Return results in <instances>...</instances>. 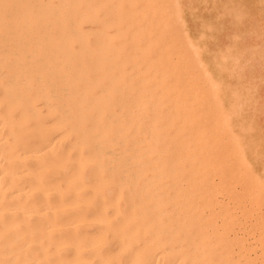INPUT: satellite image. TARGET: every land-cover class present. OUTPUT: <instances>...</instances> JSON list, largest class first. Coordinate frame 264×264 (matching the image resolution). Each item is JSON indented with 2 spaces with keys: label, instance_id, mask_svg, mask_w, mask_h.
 Segmentation results:
<instances>
[{
  "label": "bare ground",
  "instance_id": "bare-ground-1",
  "mask_svg": "<svg viewBox=\"0 0 264 264\" xmlns=\"http://www.w3.org/2000/svg\"><path fill=\"white\" fill-rule=\"evenodd\" d=\"M142 1L156 4V0ZM163 1L157 2L162 3L163 7L158 4L163 8L161 14L159 10L148 12V5L138 4L139 0H0V264H232L235 261L234 255L231 256L233 260L229 255L234 253L231 248L240 247L238 240L231 238L237 245L229 247L231 253H228L225 244L233 243L225 239L227 231L224 230L223 235L216 232L217 235L209 228L217 217L203 225L210 221L203 217L215 215L220 204L219 190L214 193L209 188V184L216 182L211 176L216 175L222 187L235 183V180L231 182L234 176L231 180L228 178L234 175L230 172L232 159L225 155L230 150L219 156L223 146L218 151L219 157L213 156L212 150L205 155L207 150L203 147L213 149L211 142L198 136L209 132L211 124L197 129L187 126L198 116L216 120L212 125L217 128L221 125L217 123L219 117L228 125V117L219 112V108L222 110L218 103L221 79L200 61L202 59L199 60L200 56L197 57L204 67L202 78L208 79L209 90L215 94L211 105H218L222 116L206 108H199L196 114L194 107L185 101L183 106L179 82L184 74L180 67L187 62V54L177 50L183 40H178L176 46L172 43L173 37L170 36L173 40L169 41V35L161 37L167 36L165 40L157 36L165 25L175 24L176 21L168 24L175 19L185 32L183 18L186 17L181 13L179 0L171 9L166 7L167 0ZM151 24L154 38L149 34ZM177 26H171L173 32H170L174 33ZM184 38L193 50L196 44L188 32ZM115 41L119 42L117 46ZM134 69H137L134 77L128 79L127 75L134 73ZM195 72L190 75L195 76ZM187 78L185 75L183 81L193 90L195 82L187 84ZM202 78L199 77L198 83ZM130 79L138 82L140 93L136 92V97H133L135 86ZM149 82L154 84L151 88ZM200 85L205 86L202 82ZM154 89L160 91L156 93ZM206 89L195 92L196 100L205 95ZM236 93L240 95L237 90ZM211 95L205 96L207 100ZM167 103H172L171 111ZM165 107L173 120L169 123L166 113V123H162ZM237 110L232 118L238 116ZM44 117H53L50 126L43 124ZM178 117L183 118L180 122L185 124L183 131L179 121V127L174 126ZM238 125L243 128L242 123ZM166 127L174 129L173 133H167ZM217 130L221 135L220 129ZM228 136L226 140H230ZM238 136L233 134L230 143L240 145ZM216 137L211 140L224 143ZM65 142L66 147L63 146ZM225 146L233 150L232 143ZM197 147L201 149L196 152H200L199 157L195 153ZM240 159L245 162L244 156ZM234 172L238 174L239 171ZM208 174L214 179L213 183L208 182L211 180ZM241 175L244 177V174L238 176ZM247 181L244 180V186ZM205 183H209L206 188ZM251 183L247 184L254 186V182ZM234 189L229 188L233 190L230 195L235 194ZM239 194L236 193L237 204L233 203L237 207ZM211 195H214V205L213 200H208L212 199ZM232 207L235 210L236 206ZM206 208L216 210L207 216ZM222 209L224 213L219 215L225 217L226 210ZM223 217L220 218L225 220ZM236 219L231 218L232 221ZM241 221L228 223L230 227L235 225L233 229L236 230L238 222L243 225ZM221 222L214 224L224 225ZM229 226L225 224V228ZM217 228L215 230L219 231ZM260 242L257 241L259 245ZM218 247L220 253H217ZM236 259L240 264L238 256Z\"/></svg>",
  "mask_w": 264,
  "mask_h": 264
},
{
  "label": "rangeland",
  "instance_id": "rangeland-1",
  "mask_svg": "<svg viewBox=\"0 0 264 264\" xmlns=\"http://www.w3.org/2000/svg\"><path fill=\"white\" fill-rule=\"evenodd\" d=\"M139 1H140V3H138V4L144 3V4H146V6L148 5V2H143L142 0H139ZM148 1L151 3L152 0H148ZM156 1H155L156 4H154V3H151L150 4L149 3L150 5H153V6L148 5L147 8H146V10L148 12H151V13H153L154 11L158 12V10H159V12L161 14H163V12H161V10H160V9H163V8H159V5L161 4V6H162V3H157V2H160V0H158L157 2ZM162 1L163 0H161V2ZM176 1L177 2H175V0H174V2H172L170 0V2H172V3H170L167 0L166 1V7H169L171 9V6L173 7V5H176L178 3V0H176ZM204 1L205 0H182V1L179 0V3H178L179 6L182 5L181 7L183 8V10H182V8L180 9L181 10V13L184 12L185 17H186V18H183V19H185L186 24H187L186 25L184 23V27H187V28H185V32H188L189 35H190V37H192V39L194 40V43L196 44V47H195L196 49L194 48L192 50L191 48H189V45L186 44V39L184 38V34H185L184 29H183V27H180L179 26V25H182V24L180 22L178 23V21L176 19L174 20L173 18L172 19L174 21L170 20L172 22H169L168 21L169 22L168 24L173 23V22L176 21L175 24L174 23L173 24H170L169 27L165 25L160 30V31H162V33H159L158 34L159 36H157V37L161 38L163 35H169V39H170L169 41H172L173 40L172 38H170V36L173 37L174 38V40H173L174 42H172V43H174L175 45L178 44V40H181V39L183 40V41H181V43H183L182 46H181V43L180 42H179L180 45L179 44H178V46L176 45L177 46V50L179 52L183 51L181 54H184L186 52L185 54H187V56H188L187 57L185 55L186 56L185 61H187V62H184L183 64H185V65H182L180 67V71L184 74V76H181V81L179 82V89H180L179 90V97H181L180 99L182 100V103L185 101L186 103L190 104V106H193L196 114H197V111L198 112L200 111V110H198L199 108H204V110L206 108V110L210 109V111H212V112H213V110H215V111L217 110V112L214 111L215 114H218L219 112H221L225 116L228 117V120H229L228 125H225V120L224 119H222L220 117L219 118H220L221 121L218 120L219 118L217 119V123H218V121L221 123V125H220V123H218L220 125L218 128L220 129V133L222 132L221 133L222 136L219 134V130H217L218 129L217 126L216 125H212V124H214V121H216L214 119L208 118L206 120V119H204L205 117H202L201 118V116H198L197 115L198 118L200 117L199 118L200 120H198V118H197L196 119L197 123H196L195 120H193V123L192 124L189 123V125H187L188 127L191 126L192 129H194V128L197 129L198 127H202L204 125L208 126V124H211L210 127H209L210 128L209 129V132H204L203 135L198 136V137H202L204 139H207L208 140V141H206L207 143L208 142L209 143L211 142L210 148L212 147L213 149H215L214 147H216V150L217 149L218 150H217L216 153H213L216 150L213 151V149H210L209 150V149H206L205 147H203V149H205V151L207 150L205 152L202 149L203 152H205V155H206V153L208 151H211L212 150L211 151L212 153L211 152L210 153L213 156L215 154V157H216V156H218V151L222 150L223 146H224V148L226 147L225 150L223 148V150H222L223 153H222V151L219 153V156H224L222 154H224V152L226 150H228V151L230 150L229 153L227 152V153H225V155H228V157H230L232 159L231 160V163L232 164L230 163V165H231L230 168H232V169H230V172L232 171L231 174H234V175H232V176L230 175L228 178H230V177L233 178V176H234V178L237 177V179H239V180L242 179V178H244V180L247 179L248 180L247 183L249 182V184H252L251 182H254L253 183L254 186L252 185V187L249 184H247L246 182H245V186H244V180L243 179H242L243 182L241 180H240L241 181L240 182L239 180H236V179L233 178L231 182H233L235 180L234 181L235 183L231 184V182H230L231 178H230V180H228V178H227V180H228L229 183L226 180V184L228 183V184H231V185L228 186L226 184H223V183L222 184H223V186L226 185L230 189H234V186H235V189H236V186L237 185H240V183L242 184L241 185L242 187H240V186L238 187L237 186V189L236 190L234 189L236 191V192H234L235 194L230 195V192H233V190L231 191V190H229V188H226V186L225 187H222V185L218 184V183H220V179L218 181V179H216V175H212L211 176L213 178L215 177L214 178L215 180L209 176V174H212L211 171L213 169H215V168H211L212 170L209 171L210 173L207 175L209 178H211V180H209V178L207 180H209L208 182L211 181L212 183L214 181H216L215 183H213V185H216V186H214V188L215 187L216 188L214 189L213 188V185L208 183L210 185L209 188H210V190H214V193L220 192L219 193L220 196L223 194L222 196L224 197V200H223L222 197L218 196V194H217V197L220 200V202L217 199V197H216L215 194L214 195H215L216 198L213 197L214 195H211L212 199H208V200H210V201L213 200L212 201L213 205H214L215 202H216V205H218L220 203L218 206H220V205L223 204L221 202L222 200H223L224 203L226 202L225 204H223L224 207H222L223 205L221 207L224 208V210H226L227 213L225 211V214H224L225 217L220 216V215H223L224 211H223V209L221 207L218 210L219 207L217 206L218 207L217 208L215 206L218 212L217 211L215 212L216 209L215 208H212V210H214V212H215V215L211 216L210 215V212L212 213L213 211H211L209 209V208H211L209 206V208H206V211H207V216L210 215L211 217L208 216L209 218H207V217L204 216L203 218H204V220H205V218L206 219H210V221L209 220L208 221L205 220L207 222H206V224H203V225H205V226L208 225L211 221H213V219H215L213 217L216 216L217 217L216 220L218 221V223L215 220V221L211 222L212 223L211 224L212 226L209 224L210 227L209 226L208 227L211 228V229H213L215 231V233L216 232L217 233L221 232L219 235H223L226 231L227 232L225 234H227V233L229 234L230 233L229 234V237H228V235L225 236V234H224V237H226L225 239L229 238L228 240H230V242L233 243L231 245L229 242L228 243L225 242L226 243L225 244V247L227 246L226 249L228 251L230 250V249H228L229 247L236 246L237 243H238V247L240 246L239 248H237V246H236V248L234 247L235 250H234V248H231V249H233V250H231V252L233 251L234 253H231L230 251L228 252L226 250L228 253H231L229 255V257L231 258V260H233L231 256L234 255L233 257H234V260L236 262L235 261H232L231 262L232 264H238L239 263L238 260L236 259L237 256H238V259L240 261V264H242L243 262H244L243 264H249V263H251V264H257V263L258 264H264V262H262V261H264V0H206L207 3L204 2ZM163 2H165V0ZM138 4H136V5H138ZM156 5H158L157 6L158 8H156ZM154 7L157 10H155ZM149 8H150V11H149ZM236 19H237V21H236ZM150 21H151L150 23H153L154 22V21L152 22V20H150ZM238 21H240V22H238ZM177 24H179V25L177 26ZM151 26H152V24L149 25L150 38H151V36H153V35H151V32H150V30H152V27ZM171 26H174V27L177 26L178 29L174 28V33H172L173 32L172 31L173 30V27L171 29L170 28ZM207 26H210L212 28L211 29H210V27L207 28ZM165 31L166 32H169V34L168 33L165 34L166 33ZM170 31H172V32H170ZM175 31H179L178 34H180V36H177L178 34H176L177 32H175ZM171 33L173 35L175 34V36H172ZM203 33H205L206 35L203 34ZM201 34H203L202 37H200ZM154 37L155 36H153L152 38H154ZM164 37H167V36H164ZM164 37L161 38V39H164ZM175 38H176V40H175ZM199 39H200V41H199ZM203 39H205V40H203ZM235 39H236V41H235ZM166 41H168V38H166ZM198 42H199V45L197 46ZM118 44H119V42L118 41H115V46H117ZM185 44H186L187 47L185 46ZM178 48H180V50ZM181 48H183V49L181 50ZM204 48H206V49L204 50ZM201 49H203V50H201ZM228 49H230V51ZM200 51L201 52L203 51V52L201 53ZM219 54H221V55H219ZM180 56H182V55H180ZM199 56L201 58H199ZM197 57L199 58V60L202 59V60H200L202 63L204 62L205 64L208 65L209 70L212 71V72H214L217 75V77H218L219 80L221 79L220 80V89H219L220 97H219L218 103H219V106L222 108V110L219 108V112H218V107H219L218 105H215V106H214V104L211 105L212 102H213V100H215V97L213 96L215 94H213V92L211 93V91H213V90H209V86H208L209 84L207 82L208 79L206 81V79L202 78L204 76V73H202L204 70L202 68H204V67L203 66H200V65H202V63L198 60ZM231 57L233 59L235 57L236 59L232 60ZM224 60H225V63H224ZM235 60H237V61L234 62ZM221 66H223V67H221ZM233 66L235 68H232ZM136 70L137 69L132 70L134 73H130V75H127L126 74L127 77H128V79L129 78L132 79L134 77V74H135ZM185 70H186V72L188 71L187 74H185L186 73ZM220 70H222V71H220ZM198 71H199V73H198ZM129 72H130V70H128V73ZM194 72H195V76L197 74V78L195 76H191L190 75L192 73H193L192 75H194ZM185 75L188 77L186 83L187 82L188 83L195 82V86H194V89L193 90H190V89H188L186 87L185 82L183 81L184 78H185ZM129 76H132V77H129ZM199 77L202 78V80H203V81L201 80L202 85H205V86H201L200 85L201 82L198 83ZM236 77H238V80H237ZM135 78H136V76H135ZM131 79H130V81H133V83H134L132 85L135 86L134 87L135 93H134V96H133V93L131 95L130 94L129 95L130 96H133V97H136L137 94L140 93V91H139L140 89L137 90L139 88V85H138V82L137 83L135 82L136 79H134L135 81L134 80H131ZM192 79H194V80H192ZM150 82L151 83H155L156 81H150ZM150 82H149V85H150ZM203 82H205V84ZM196 84L197 85L199 84V85L197 86ZM153 85L154 84H151L150 85V88ZM181 85L182 86L184 85V87H182ZM205 87L206 88L208 87V88L206 89ZM225 87L227 89H225ZM228 88H229V90H228ZM230 88H231V90H230ZM232 88L234 90H232ZM198 89H206L207 92L205 91V95L202 96L201 98H199V100H196V97L197 96H195V92ZM244 89H246V90H244ZM236 90H237L238 94H240V95H236L237 94L236 93ZM130 91L132 92L133 90H130ZM154 91H156V93H158L160 91V89H154ZM241 91H243V92H241ZM119 92H120V90H119ZM136 92H137V94H136ZM183 92L184 93H187V95L186 94L184 95ZM191 94H192L193 97L191 96ZM208 94H209V97L212 94L211 95L212 97L211 98L208 97V100H207V98L205 96L208 95ZM227 94H228V96L230 98L231 97L232 98L229 99V97L227 96ZM117 95H119V94H117ZM183 95H184L185 98L183 97ZM238 96H240V97L242 96V98L240 99V97H238ZM205 98H206V100H205ZM233 98H235V100H236L235 103H234V99ZM210 99L212 100L211 102H210ZM228 99H229V101H227ZM239 99L241 100V102H240ZM249 100H250V102H249ZM189 101L192 102V103H189ZM197 101H198V103H197ZM203 101H205L206 103L205 102L203 103ZM225 101H227V102H225ZM194 102H196L197 104H195ZM221 102H222V105H220ZM237 102H238V104H236ZM244 102H245V104H244ZM182 103H181V105L184 104V103L183 104ZM168 104L170 105V103H167V105ZM188 104H186V105L188 106ZM208 104H210V105L208 106ZM215 104H217V103H215ZM229 104H231V105H229ZM232 104L235 107H233ZM240 104H242V107H241ZM198 105H199V107H198ZM168 106H167V108H168ZM171 106L173 107L172 103H171L170 107ZM183 106H185V104ZM211 106L213 108L212 110L210 108ZM229 106L230 107L232 106L231 107V112H228ZM236 106H237V108L241 107V109L239 108L240 109V112H239V109L237 110ZM170 107L168 108V110L171 111L172 110V107H171V109H170ZM196 107H198V108L196 109ZM117 108H118V106H115V109L116 110H118ZM167 108L165 107V109L163 110V118H162V120H164V121H162V123L163 122L164 123H166V122L169 123V120L170 121H173L170 118V116L168 117V115L166 113L167 112ZM233 109H234V111H233ZM235 110H237V112H239L238 116L240 118L238 116L232 118V116H236V114H237ZM170 111H168V113ZM165 113H166L165 116H167L169 118L168 119L166 117L168 121H166L164 119L165 118V116H164ZM221 113H219V114L221 115ZM47 118H45L44 120L42 119V122H43V124L45 126H50V124L53 121V120H51L53 117H51V118L50 117H47ZM237 118H239V119H237ZM177 119H179V120H176V122L174 121L175 122L174 126L177 125V128H178L179 125H181L183 129L181 128V126H180V129H182V131H183L184 130V127H183V124L184 123H180L181 122V119H182V122H183V118L182 117L181 118L178 117ZM47 120H49V121H47ZM212 120H213V122H212ZM244 120H245V122H244ZM178 121H179L180 124L178 123ZM195 123L196 124H199V125H197V127H196V124ZM217 123L215 122V124H217ZM239 123H242V126L241 127H243V128H240L239 127L240 126V125H238ZM250 123H251V128L248 129L250 127ZM231 125L234 127L235 130L232 128ZM235 127L236 128L239 127V128L236 129ZM244 127H245V129H244ZM175 128L176 127H174V129ZM215 128H217L216 129L217 132L215 131ZM166 129H168L166 131L167 133L168 132L170 133V131H171V133H173V131H174V129H172V128L169 130V127L168 128L166 127ZM217 133H218V135H217ZM240 133H242V134L244 133V134L241 135ZM58 134L59 133H56L55 135H58ZM223 134H226L225 136L227 137V139H229V136L228 135H230V140H226L225 139L226 137H224ZM233 134L240 135V137L238 136L239 139H240V145H237V144H234L233 142H231L232 143L231 148L233 149V150H231V149L227 148L228 146H225V145H227V144H230L231 145L230 141H231V137H232ZM210 135H211V138H210ZM215 135H217L218 137H216ZM220 136H221V138H220ZM241 136H242V140H241ZM215 137L221 139V141H224V143H222V142L216 143V142L212 141L211 139L212 138H215ZM176 138H178V137H176ZM244 139H245V141H244ZM243 141H244V144L245 145L242 143ZM225 142H226V144H225ZM212 143H215L217 145L219 144L218 147H220V145L222 144L221 145V148L219 149L217 147V145H215V144H213L214 145V147H213ZM66 145H67V142L63 143V146L66 147ZM199 146L202 147V145H199ZM233 146L235 147V149H234ZM200 147L199 148L198 147L196 148L195 153L197 152V150H199V151L201 150ZM244 149H246V150L244 151ZM248 151H250V152H248ZM202 153H201V155L204 154V153L203 154ZM245 153H246V155H245ZM196 154L199 157L198 154H200V152H198ZM201 155H200V157H202ZM235 155L238 158H236ZM241 156H244L245 162H243L240 159ZM240 160L242 161L243 165H242V163H241ZM252 163H254L255 165L252 164ZM233 165H234V167H236L235 169L237 170V172L239 171L238 174H235L234 171H236V170L233 169ZM246 170H248V171H246ZM215 171H216V169H215ZM215 171L214 172L212 171V172L215 173ZM217 172L219 173L220 171H216V173ZM226 172L224 173V175L227 174L229 171L227 173ZM250 172H251V174H250ZM239 173L240 174H244V177H243V175H241L242 177L238 176V175H240ZM220 176L218 174L217 177L220 178ZM245 177H247V178H245ZM212 179L214 181H212ZM216 183L218 185H220V186H218ZM208 184L205 183V184H203V186L206 188V186H209ZM247 185H249L250 187H248ZM231 186H233V188ZM246 186H247L248 189L246 188ZM217 187L223 188L222 189L223 191L227 189V190H229V193L226 194L225 191L223 192L221 190V188L218 189ZM216 189H217V191L218 190L219 191L216 192L215 191ZM221 192H223V193H221ZM236 193H238V194L240 193L239 196H238V202H240V205L238 203V207L240 206L239 207L240 209H238V207L236 205L237 204L236 203L237 201H235V200H237ZM243 193H245V196L244 197H242L243 196ZM211 194H212V191H211ZM225 195H226V197L228 195L229 198L228 197L225 198ZM234 195H236V196H234ZM213 198L216 199L217 201H215ZM243 198L244 199L246 198L245 201H243ZM228 200H229V203H228L229 206L226 205ZM230 201L231 202L233 201L232 202V206L233 205L236 206V208L238 209L237 211H236V208L234 210V207L230 206L231 205ZM217 202H219V203H217ZM233 203H236V204H233ZM210 205H212V204L210 203ZM225 205H226V207H225ZM241 205H242V207H241ZM227 207H228L229 210H227ZM221 209H222V211H221ZM230 209L233 210L234 213ZM208 210H210V211H208ZM214 212H213V214H214ZM229 212L230 213L232 212L231 214H229L231 216V218H234L235 217V219H236V217L238 216L239 219H238V217H237V219L239 220V222L242 220L241 223L243 224V225H240V223L238 222V225H236V230H234L235 229V225H234V227L231 226L232 229L234 228L233 231L231 230V232L229 231V229H231V227L229 226V224L231 223V225H232V223H236L238 220L236 219L237 221L236 220L232 221L231 218H230V220H228V218L230 216L227 215V214ZM216 213H217V215H216ZM242 213H244V214H242ZM234 214H237V215L233 216ZM227 216H229V217H227ZM241 216H242V218L243 217L244 218L241 219L240 218ZM220 217H223V219H225V220H222V218H220ZM203 218H201V220ZM198 219L200 220V218H198ZM227 220H228V222H230V221L231 222L228 223ZM205 221L204 222H201V223H205ZM214 222H216L217 225L220 222L221 223H224V225L223 224L222 225L220 224L221 225V230L219 229L220 228V225L219 226H216L214 224ZM198 223H199V221H198ZM225 224H226V226H229V228L228 227L225 228ZM238 226H239V228H238ZM215 228H217L219 231L215 230ZM211 229H210V233L212 231ZM224 230H225V232H224ZM231 233L234 234V235H232ZM212 235H213V233H212ZM254 235H256V236H254ZM233 236H237V237L239 236V237L238 238L237 237L235 238ZM258 237H260L261 239H259ZM231 238H233L234 241L237 239L238 242H237V240H236L237 243L234 242V241H232ZM243 239H244V241H243ZM249 239H251V240H249ZM255 239L256 240L258 239L257 241H261L260 242V245L258 244L259 242L257 243V241ZM239 240H240V242L242 244L239 242ZM250 241H252L253 245H252V243ZM249 243H251V244H249ZM246 244H247V246H246ZM248 245H250V246H248ZM253 248H255V249H253ZM238 249H240V251L236 253V250H238ZM253 250H255V253H254ZM220 252H219V247H218L217 253H220ZM242 258L245 259V260H242ZM245 261H248V263L245 262Z\"/></svg>",
  "mask_w": 264,
  "mask_h": 264
}]
</instances>
